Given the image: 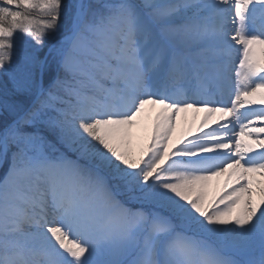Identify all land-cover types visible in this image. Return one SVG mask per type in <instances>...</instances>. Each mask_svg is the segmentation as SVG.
Returning a JSON list of instances; mask_svg holds the SVG:
<instances>
[{
	"label": "snow or ice",
	"instance_id": "6c2138e0",
	"mask_svg": "<svg viewBox=\"0 0 264 264\" xmlns=\"http://www.w3.org/2000/svg\"><path fill=\"white\" fill-rule=\"evenodd\" d=\"M0 76V264H264V0H0Z\"/></svg>",
	"mask_w": 264,
	"mask_h": 264
},
{
	"label": "rangeland",
	"instance_id": "374dc122",
	"mask_svg": "<svg viewBox=\"0 0 264 264\" xmlns=\"http://www.w3.org/2000/svg\"><path fill=\"white\" fill-rule=\"evenodd\" d=\"M155 114H156V110L154 109V110H152L151 115L155 116ZM217 114H215L213 117H211L209 119L208 125H206V127H205L206 130H208L209 126H214L213 121L219 117ZM205 115H206V113L203 110L197 112L194 109H189L186 112H181L177 118V121H176V128H175V131H174L173 136H172V143H175L176 139H174V138L177 136V134H179L180 132L181 133L186 132L189 128L190 129L186 133L187 135L191 134L192 132H197L198 128L202 122V119L204 118ZM144 124L146 126L145 134L140 136L139 138H137L135 140V143H134V148L137 149V151H138V143L144 137H146L147 135L150 134L151 121L149 120V121L145 122ZM186 134H184V135H186ZM226 180H227V174H225V176H222V177L214 178L210 182L211 183V192L215 193L216 191H218L219 188H221L224 185Z\"/></svg>",
	"mask_w": 264,
	"mask_h": 264
},
{
	"label": "bare ground",
	"instance_id": "6f19581e",
	"mask_svg": "<svg viewBox=\"0 0 264 264\" xmlns=\"http://www.w3.org/2000/svg\"><path fill=\"white\" fill-rule=\"evenodd\" d=\"M217 115L219 116V113ZM145 128H146L145 124L140 123L131 129L132 139H133V147H134L135 140L137 138H139L140 136L145 134V132H146Z\"/></svg>",
	"mask_w": 264,
	"mask_h": 264
},
{
	"label": "trees",
	"instance_id": "16d2710c",
	"mask_svg": "<svg viewBox=\"0 0 264 264\" xmlns=\"http://www.w3.org/2000/svg\"><path fill=\"white\" fill-rule=\"evenodd\" d=\"M0 79H4V77L0 76ZM188 130L186 132H182V133L180 132L179 134H177V136L174 138V139H176L175 143H177L178 141H181L184 137H186V135H187L186 133L188 132ZM184 134H186V135H184ZM175 143H173V144H175Z\"/></svg>",
	"mask_w": 264,
	"mask_h": 264
}]
</instances>
